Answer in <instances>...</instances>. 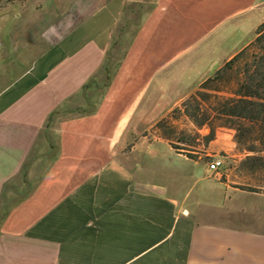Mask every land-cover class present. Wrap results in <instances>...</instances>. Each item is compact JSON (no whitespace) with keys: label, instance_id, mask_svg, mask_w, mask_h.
<instances>
[{"label":"crops","instance_id":"obj_1","mask_svg":"<svg viewBox=\"0 0 264 264\" xmlns=\"http://www.w3.org/2000/svg\"><path fill=\"white\" fill-rule=\"evenodd\" d=\"M18 15L0 54V264H264L263 187L148 133L249 45L264 0H43ZM158 144L182 165L171 175L143 161Z\"/></svg>","mask_w":264,"mask_h":264},{"label":"rangeland","instance_id":"obj_2","mask_svg":"<svg viewBox=\"0 0 264 264\" xmlns=\"http://www.w3.org/2000/svg\"><path fill=\"white\" fill-rule=\"evenodd\" d=\"M36 1L37 6H39L43 0L0 1V54L7 48L8 38L6 35L18 25V14H25L27 10L32 9ZM260 35L264 36V28ZM256 36L257 34L255 33L253 40L256 39ZM261 46H264V42H254V44L250 45L248 50L234 62L233 69H226L222 73L220 79L206 86L202 83L197 85L186 99L169 111L167 115L158 119L151 131L148 129V133L153 135V138H156L154 135L162 137L163 133L171 135L175 145L180 147V151L186 152L192 156L201 155L206 162H210L215 155L220 156L224 160V166L220 171L227 174L229 178L243 183L244 185L241 187L247 190L251 187H254L256 190H260V187L264 189V172L262 170H251L253 161L249 160L248 162H244L247 155L255 154L247 151L242 145L236 142V129L229 126L231 125L230 119L227 116H219L215 109L218 106V97H228L231 94L225 90H213L210 86L217 85L223 89H227V87H231V85H236L237 78L242 77L246 64L253 60L254 55ZM213 74L211 76H213ZM193 80L192 78L191 81ZM191 81L188 79V83L186 82L185 84L188 86ZM184 102L188 104L191 110L200 107L199 116L203 117L207 115L209 117L207 123L198 126L187 116L183 105ZM160 121L162 122L161 129L157 127ZM212 128L215 129L213 138H211ZM141 142L140 139L138 143ZM152 143L166 142L162 140H153ZM245 143H252V141L248 140ZM257 145L258 147H262L259 142ZM158 148L160 153L156 154L154 156L155 158H151L149 155L145 154L143 161L157 169H168L167 172L170 173V175L177 167L182 166L180 162L174 160L173 155L165 153L164 144H158ZM260 155L264 157V150L260 152ZM190 165L198 174L204 176L206 173L205 162ZM188 166L187 164L186 168H188Z\"/></svg>","mask_w":264,"mask_h":264},{"label":"trees","instance_id":"obj_3","mask_svg":"<svg viewBox=\"0 0 264 264\" xmlns=\"http://www.w3.org/2000/svg\"><path fill=\"white\" fill-rule=\"evenodd\" d=\"M1 1V0H0ZM264 28V22L261 23L256 31V39L247 45L243 50L237 53L231 60L226 62L222 67L217 69L213 76L208 77L202 82L204 86L218 80L222 77V73L230 68H234V62L243 55L250 45L254 42H264V36L260 35ZM211 89L217 91H227L231 95L228 97H218V106L215 108L219 116H227L230 119V127L236 129L235 140L239 145H242L247 151L255 155H247L244 162L249 160L253 161L251 170L264 172V157L260 152L264 150V46H261L257 53L254 55L253 60L246 64L241 78H237V84L223 89L217 85L210 86ZM185 113L189 116L198 126L207 123L209 117L204 115L200 117V107L191 110L186 102L183 103ZM159 129L162 128V122L157 124ZM215 135V129H211V138ZM163 138L167 139L170 144L178 151L180 147L176 146L173 142L171 135L163 133ZM251 140L252 143H245ZM262 145L258 147L257 143ZM186 153V152H183ZM189 157H195L186 153ZM248 190H256L254 187Z\"/></svg>","mask_w":264,"mask_h":264},{"label":"built area","instance_id":"obj_4","mask_svg":"<svg viewBox=\"0 0 264 264\" xmlns=\"http://www.w3.org/2000/svg\"><path fill=\"white\" fill-rule=\"evenodd\" d=\"M223 166L224 160L220 156L213 157V159L209 162V168L216 173H219Z\"/></svg>","mask_w":264,"mask_h":264}]
</instances>
